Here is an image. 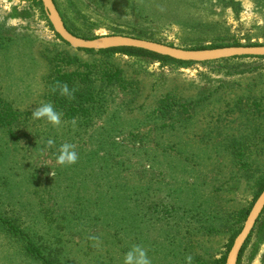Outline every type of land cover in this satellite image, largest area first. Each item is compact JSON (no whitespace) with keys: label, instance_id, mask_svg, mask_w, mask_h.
<instances>
[{"label":"rangeland","instance_id":"374dc122","mask_svg":"<svg viewBox=\"0 0 264 264\" xmlns=\"http://www.w3.org/2000/svg\"><path fill=\"white\" fill-rule=\"evenodd\" d=\"M125 1L103 0L108 7H103L102 14L98 6L87 7V3L71 0H59L57 9L66 27L93 39L104 35L150 37L151 41L181 48L231 44L235 40L264 43V11L251 0L199 2L193 16L207 22L202 30L182 27L187 23L181 14L176 18L179 23L166 13L159 23L145 21L139 10L127 13L128 3L126 8L114 10ZM44 12L45 16L29 0H0V27L32 38L30 44H13L8 58L0 53V87L5 98L31 112L26 122L13 128L16 137L0 128V215L29 228L37 244L47 254L53 252L51 256L58 264H124L126 254L136 246L150 260L155 247L149 240L167 247L164 256L171 254L175 241L181 240L186 247L187 239H193L197 241L195 254L220 258L235 229H243L246 221L236 224L234 219V224L229 217L255 204V180L264 169V118L251 113L242 116L234 107L239 95L259 97V87L251 85L250 90L247 84L260 73L255 68L264 63L246 61L238 71H226V75L210 65L164 67L117 56L129 79L140 82L139 91L133 94L113 89L104 113L54 126L32 117L44 102V77L52 69L49 58L61 53L64 57L77 55L86 62L100 61L95 58L98 56L58 39ZM215 20L224 25L214 24ZM77 68L67 67L71 71ZM222 79L229 89L220 90L201 104L186 125L172 127L164 119L156 124L150 117L162 90L185 87V94L191 95L218 87ZM48 139L55 141L52 147H47ZM233 141L244 151L242 161L229 151ZM64 143L75 145L78 160L73 165L57 164ZM258 146L262 147L258 150ZM104 176L108 179H102ZM109 185L116 186L114 193L138 194L142 203L137 210L140 226H153L145 227L143 237L139 233L132 237L121 225L124 220L108 222V217L100 215L99 194L113 193L108 191ZM173 199L178 205L171 210ZM124 205L130 206L126 201ZM44 209H49L46 216ZM258 231L255 246L250 244L242 264H264V214ZM195 232L198 235L194 239ZM195 254L190 253L186 260ZM0 264L41 263L0 224Z\"/></svg>","mask_w":264,"mask_h":264},{"label":"trees","instance_id":"16d2710c","mask_svg":"<svg viewBox=\"0 0 264 264\" xmlns=\"http://www.w3.org/2000/svg\"><path fill=\"white\" fill-rule=\"evenodd\" d=\"M33 3V5L39 7L41 9L42 15L45 16V12L43 9V4L41 0H29ZM57 8L59 9V0H53ZM73 3H87L85 5L98 6V9H102L99 13H105L103 10L107 9L108 4L104 3L103 0H71ZM205 0H126L122 2L119 7L114 8V10L119 11L120 9L126 8L124 6L125 3L129 5L127 8L130 9L127 11H135L139 10L142 17L145 18V21H161L164 19V16L168 14L170 16V20L179 23L176 20L178 15H182V20L187 24H183L182 27L190 29H200L202 30V26L207 24L206 21H202L196 15L195 10L198 8V3ZM256 7L260 11H264V0H251ZM109 3V0H108ZM100 5V6H99ZM126 5V4H125ZM187 8V9H186ZM235 9L239 8V6H235ZM193 12L191 15L190 12ZM166 13V14H165ZM261 13V12H259ZM184 14V15H183ZM180 19V18H179ZM172 22L171 24H174ZM166 23V22H165ZM193 23L192 25H190ZM214 24H223L220 20L214 22ZM51 26V24H50ZM226 26V25H225ZM3 26L0 27V53H3L6 58V55L9 52V48L15 44L16 42L26 41L27 44H30L32 38L29 37L27 34H15L14 29H4ZM52 28V27H51ZM68 30L72 32L74 35L81 37L78 33H76L71 26H67ZM53 30V28H52ZM57 38L63 41L59 35ZM85 39H93L92 37L82 36ZM147 39L151 40L150 37H146ZM160 43L168 44L171 46H176L173 43H165L164 41H158ZM63 43L67 44L63 41ZM69 45V44H67ZM261 46L264 43L259 42H248L246 44L235 40L233 43H218L212 45H205V46H197V47H184L186 49H217V48H224V47H231V46ZM85 53L91 54L95 57L100 63H97L96 60L92 62L89 61H82L77 55H70L68 54L64 57L61 53L55 54L50 57L48 60L49 64L52 66L51 73H49L48 77H44V94L42 96L44 102L41 103L47 104L51 103L55 111L61 114V121L64 122H75L78 120H86L87 118L92 117L93 114L102 112L106 109L107 102L110 101L111 90H118L121 92L130 91L133 94H136L138 90L139 81L129 79L126 74V71L120 64L118 63L117 56H124L134 60L137 62H142L144 60L153 61L160 63L162 66H176L177 68H190L196 64H203V65H210L212 66L211 69L217 71L220 74H226L232 70L238 71L246 61H258L264 63V57H235L230 59L224 60H215V61H206L202 63H193V62H183L177 61L169 57L161 56L146 50L137 49V48H113L107 50H82ZM45 51L41 52L43 55ZM2 54V55H3ZM31 54V53H30ZM63 56V57H62ZM61 62V63H60ZM32 63V62H31ZM61 64L65 66H61ZM72 65H77V70H68L67 67ZM84 68V70H80ZM225 68H230L226 70ZM257 72L260 70V73L256 76L250 78L249 83L247 84L248 89H252V86H258L260 95L256 97V95L252 96V94H242L236 98L234 102L235 110L239 111L242 116L249 117L251 115L257 116L258 118H264V64L262 67L255 68ZM227 71V72H226ZM231 75V74H230ZM66 84L69 90L72 92L71 96L61 95L60 87ZM157 85V84H155ZM252 85V86H251ZM55 89V91L53 90ZM229 89V84L226 81L221 80V83L218 87L214 89H207L204 91H199L196 94L186 95L184 91H186L185 87L181 88L179 86L169 87L166 90H162L161 97L157 101V107L149 114L151 118L155 120L156 124H159L161 120L169 121V126L171 125L174 127L176 124L179 125H186L188 121L191 120L194 113L196 115L197 108L203 104L211 100L213 96L220 92V90ZM253 90V89H252ZM161 91V88H160ZM226 94V93H225ZM247 110L249 112H247ZM174 113L173 115L170 113ZM251 113V115H248ZM31 112L29 110H24L23 108L15 105L14 102L9 101L5 98L3 94V89L0 87V128L7 129L8 132L12 135V137H16L13 132V128L19 126L21 123L26 122L30 118ZM158 119V120H157ZM248 118L247 120H249ZM158 121V122H156ZM167 125L165 124L164 127ZM231 146V147H230ZM229 147V151L232 152L234 157L239 161L244 159V151L242 152L238 148V143L233 141ZM262 146H258V150ZM263 150V148H262ZM107 177H102L105 179ZM108 179V178H107ZM255 200L259 198V196L264 191V169L261 171V174L255 180ZM118 188V187H117ZM111 190L113 193L108 192L106 195L104 193L99 194L101 200V216L108 217V222H120V220H124L122 223V227L129 229L131 231V236L134 237L137 233L139 235H144L145 227H153L143 225L140 226L139 221V213L138 209L141 208L142 203L139 202L138 194L135 193L134 195L131 193L127 194H120L114 193L116 190V186L109 185L108 191ZM104 197V198H101ZM124 201L129 203L130 206L125 207ZM133 201V202H132ZM204 204H206L204 202ZM177 202L175 199L171 201V210H173L177 206ZM167 207V212H171L169 207ZM164 207L163 210L164 211ZM253 205L247 208H243L239 210L235 215L231 216V223H234V219H236V224L244 222L251 210ZM210 210V209H208ZM124 211V213H123ZM49 213V209H44V215ZM263 213L261 214L254 230L252 231L249 239L247 240L246 244L244 245L240 256L238 264H242L243 258L248 250L250 244L255 246V238L259 234L260 228V221ZM147 217V214L145 215ZM144 217V218H145ZM142 220V219H141ZM230 221H228L230 223ZM144 222V220H143ZM0 224L4 227L7 233L12 236H15L20 241L24 243V248L28 255L33 257L35 260L39 261L41 264H58V261L55 260L51 254L53 252H47L42 249L41 245H38L37 242L34 240L33 235L29 228H21L16 221H11L10 218L3 217L0 215ZM242 228L235 229L231 238L229 239L228 243L226 244V251L220 258H215L214 256H210L206 258L202 254L198 253L195 254L196 250V243L197 241L193 239H187V246L184 247V243H181L179 240L173 243V250H171V254L165 253L164 251L167 250V247L160 246L153 240H149V244L154 246L155 249L153 251V256L150 258V264H161L164 263H173V264H188L186 260V256L190 253L195 254L193 256V261L191 264H226L227 263V256L230 252L236 237L240 234ZM198 234L196 232L193 234L192 238ZM143 242L140 241V245ZM253 246V247H254ZM190 248L192 251L190 252ZM183 249L184 253H183ZM189 249V251H188ZM188 251L187 254H185ZM158 255H162L163 257H157ZM172 255L171 258L169 255ZM167 260V262H165Z\"/></svg>","mask_w":264,"mask_h":264},{"label":"water","instance_id":"95a60500","mask_svg":"<svg viewBox=\"0 0 264 264\" xmlns=\"http://www.w3.org/2000/svg\"><path fill=\"white\" fill-rule=\"evenodd\" d=\"M50 24L55 33L67 44L82 50H107L113 48H137L177 61L200 63L206 61L224 60L235 57H264V45L261 46H231L217 49H186L177 46L124 35H104L95 39H85L74 35L62 21L57 6L53 0H41ZM264 211V191L256 200L245 221L242 231L236 237L228 253L226 264H238L240 253L254 230Z\"/></svg>","mask_w":264,"mask_h":264},{"label":"clouds","instance_id":"9594fccd","mask_svg":"<svg viewBox=\"0 0 264 264\" xmlns=\"http://www.w3.org/2000/svg\"><path fill=\"white\" fill-rule=\"evenodd\" d=\"M55 91V89H53ZM61 95L71 96L72 92L68 86L64 84L60 87ZM32 117L36 120L45 119L47 122L54 126L61 123V114L55 111L51 103L43 104L32 112ZM55 141L52 139L47 140V147H52ZM57 164L61 166L73 165L78 160V154L75 151V145L64 143L59 148V154L56 158ZM51 174L55 176V172L51 170ZM191 257H187L188 264H191ZM124 264H150L146 252L139 246L134 247L129 251L124 260Z\"/></svg>","mask_w":264,"mask_h":264}]
</instances>
